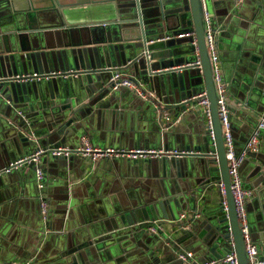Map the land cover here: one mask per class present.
Here are the masks:
<instances>
[{
    "label": "crops",
    "instance_id": "1",
    "mask_svg": "<svg viewBox=\"0 0 264 264\" xmlns=\"http://www.w3.org/2000/svg\"><path fill=\"white\" fill-rule=\"evenodd\" d=\"M158 1L141 0L146 19L158 15ZM171 2L177 10L189 4ZM204 2L216 34L218 64L229 90L231 130L240 152L264 116V0L239 5L237 0ZM137 10L133 6L119 11L132 15ZM170 23L175 24L174 19ZM93 29L98 40L110 29L113 35L108 38L121 36L116 24ZM75 40L83 44L63 45L55 37L50 47L42 39L28 49V43L20 46L0 34V264H200L226 255L232 236L228 238L229 226L222 225L224 217L218 215L223 196L216 145L209 137L205 110L194 99L206 89L203 73L188 64L185 55L149 61L146 55L134 56V48L122 52L117 48L124 41H114L115 68L143 83L148 98L128 87L111 90L101 73L88 74L85 80L75 75L73 93L60 103L49 88L9 79L89 68L88 41L82 34ZM26 54L31 59L20 62L19 56ZM126 54L134 56L132 61ZM99 55L102 66H109L106 46ZM150 64L149 77L158 74V84L144 81ZM165 116L172 121L166 122ZM84 136L100 147L190 153L181 159L112 158L93 163L76 154L58 158L46 152L39 162L45 173L42 188L36 163L5 172L12 162L40 148L77 149ZM241 175L246 189L253 191L247 200L250 230L264 259V129L259 153L248 155ZM183 212L186 218L180 219ZM147 222L163 229L149 232L141 226ZM127 228L131 230L123 231ZM180 251L194 255L183 262Z\"/></svg>",
    "mask_w": 264,
    "mask_h": 264
},
{
    "label": "water",
    "instance_id": "2",
    "mask_svg": "<svg viewBox=\"0 0 264 264\" xmlns=\"http://www.w3.org/2000/svg\"><path fill=\"white\" fill-rule=\"evenodd\" d=\"M188 1L189 4L185 9L177 10V4L172 3L171 0H159L158 15L146 19V15L140 7L141 0H81L79 2H66L65 0H29L30 3H28V0H0V34L5 40L16 41L20 46L28 43V49L34 48L35 44L33 43L35 40L40 43L44 39L47 43L46 45L49 46L50 39L52 41L56 37L63 45L70 43L77 46L83 43L75 39H78L81 34L85 37V40L88 42L84 44L91 58L89 68L83 71L51 74L46 81L37 79L28 80L27 84H33V87H38L40 90L42 88H49L51 93H54L58 97L59 100H57V103H60V98L66 97L70 92L73 93L75 85H72V82L75 79V75H81L83 76L81 77L82 80H85L88 74L101 73L107 77V82L110 83L111 90H113L111 78L114 72L121 69L115 68L118 64L115 59L116 49L113 45L114 41H124L117 48L122 52L134 48V56L146 55L145 58L149 61L185 55L184 60L189 64L196 62L199 57L202 67L196 68L204 75L206 87L204 92H206L210 100L211 119L215 134V139L212 140L210 138V140L216 145L218 165L220 168L219 179L224 183L226 191L227 210H225L223 199H220L218 215L219 217H224L221 219L222 225L229 226L230 228L228 238L230 236L234 238L235 251L239 264H249L244 235L238 219L236 202L232 192L226 143L219 115L217 83L214 77L211 55L206 42V31L210 19L204 0ZM133 6H136L138 10L132 15L121 14L119 11L120 8H130ZM172 19H174L175 24L170 23ZM103 23L118 25L121 36L117 39L108 38L111 34L113 35L110 29L105 32L106 36L102 40H98L93 28ZM212 27L214 29V26ZM179 28L182 29L177 31ZM233 28V25L229 26V29ZM175 30L176 32H174ZM190 31L195 32V37H177L182 32ZM128 33L130 34L129 37L126 36ZM68 39H70L69 42H67ZM195 39L196 44H194ZM102 46H106L108 50L110 56L109 66H102L101 59L99 58L100 48ZM38 48L41 49L42 46L39 45ZM134 56L126 54V60L130 62ZM19 59L20 62L24 63L29 61L31 56L26 54L24 57L19 56ZM12 61H16V58H13ZM150 69H152L151 64L148 65L147 71L143 76L144 81L148 82L151 80L153 83L158 84L160 81L159 75L154 74V76L149 77ZM7 102L9 101L7 100ZM18 111L21 110H17L19 114ZM257 153H250L249 155ZM213 180L214 177H210L212 184ZM216 221L213 220V223H216ZM154 224L147 222L141 224V226L148 231V228ZM130 230L131 228H127L123 231L129 232ZM259 252L261 255L260 246ZM217 258H220V256L211 257V259Z\"/></svg>",
    "mask_w": 264,
    "mask_h": 264
},
{
    "label": "built area",
    "instance_id": "3",
    "mask_svg": "<svg viewBox=\"0 0 264 264\" xmlns=\"http://www.w3.org/2000/svg\"><path fill=\"white\" fill-rule=\"evenodd\" d=\"M244 1L245 0H237V4L239 5ZM187 36L195 37V32L194 31L182 32L177 35L178 38H183ZM206 42L211 55L213 69H214V77L217 83V89L219 94V101H218L219 115L221 118L223 135L226 143V153L229 162V173L232 183V192L236 202L238 219L244 235L245 247L248 254L249 264H264V259L261 258L259 252V245L253 240L250 230L247 200L253 195V191L246 189V187L244 186V180L241 175V166L245 161V159L248 157V155L250 153H257L260 150L262 143V130L264 129V116L259 118V121L257 125L253 128L252 133L250 134L244 148L240 152H237L234 143V137L231 130L230 100L228 95L229 90L227 84L223 80L221 69L218 64L219 56H218V45L216 41V34L214 29L211 27L210 22L208 24L206 31ZM194 44H196V39L194 41ZM191 64L197 68L202 67V63L199 57L196 62ZM55 73L62 74L63 72L57 71V72H51L49 74L38 73V72H34L31 74L23 73V74H16L12 78L17 81H26V80H34V79L40 80L41 78H49L51 74H55ZM137 80H138L137 78L126 73L123 69H119L116 72H114L111 78V81L113 82V90H117L120 87H128L135 90L138 96L144 99L148 98L149 95L148 92L144 90V84L139 82L140 83L139 85L137 83ZM194 99L196 100L197 103H199V105H202L205 110L207 117L206 127L210 132L209 135L210 138L214 140L215 134L211 119L210 100L206 92H203L202 94L195 96ZM164 120L166 122L172 121L171 117L168 116H165ZM46 152L51 153L55 157H68L70 154H76L91 160L93 163L102 159H112V158H128L130 160L155 158V157L183 158L188 153H190L185 150L159 151L155 149H135V150L127 151L111 146L100 147L94 145L88 137L84 136L82 139L81 146L77 149H72L67 145L50 147L47 149L40 148L33 154L12 162L10 166L5 170V172H10L11 170L19 168L24 164L36 163L38 165V167L36 168L37 182L39 187L42 188L45 173L43 169L39 166V162L41 161V156ZM219 186L223 196V203L225 206V210H227L225 185L223 182H220ZM42 213L44 217H47L48 205L45 200H43L42 202ZM185 218H186V213L183 212L180 216V219H185ZM187 228H191V226L188 225ZM162 229L163 226L161 224L155 223L153 226L148 228V231L152 233H158V231H161ZM193 255L194 254L191 251H180L178 253L179 259L187 263L190 261V258H192ZM6 264H18V263L10 262ZM200 264H239L237 253L235 251V241L233 236L231 237V250L225 256H222L217 259L207 260L206 262Z\"/></svg>",
    "mask_w": 264,
    "mask_h": 264
}]
</instances>
